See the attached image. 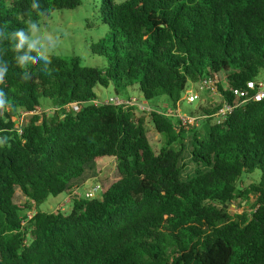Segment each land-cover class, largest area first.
Here are the masks:
<instances>
[{
  "label": "trees",
  "instance_id": "trees-1",
  "mask_svg": "<svg viewBox=\"0 0 264 264\" xmlns=\"http://www.w3.org/2000/svg\"><path fill=\"white\" fill-rule=\"evenodd\" d=\"M0 0V28L40 23L82 0ZM106 30L93 55L103 66L55 55L49 71L29 65L20 79L12 45L11 105L0 115V264H264V100L240 105L230 88L264 76V0H96ZM215 82L220 104L189 116L204 133L176 117L189 84ZM137 86L139 101L165 97L151 112L166 138L155 151L133 107L95 105L96 88ZM197 92V91H196ZM50 101L53 115L22 113ZM78 103L79 112L63 107ZM224 103L240 105L218 122ZM188 115V114H187ZM103 158L116 160L119 179L98 198H80L71 212H45L49 198L95 178ZM252 179L241 188L242 179ZM244 204L232 213L233 204ZM37 211L30 218L29 212Z\"/></svg>",
  "mask_w": 264,
  "mask_h": 264
},
{
  "label": "rangeland",
  "instance_id": "rangeland-1",
  "mask_svg": "<svg viewBox=\"0 0 264 264\" xmlns=\"http://www.w3.org/2000/svg\"><path fill=\"white\" fill-rule=\"evenodd\" d=\"M83 5L74 10H62L55 11L50 17L42 20L39 25L42 28L58 29L63 36L61 48L57 51L56 55L65 57H78L84 64L92 66H103L106 64V59L103 57L95 56L91 53L90 48L92 43H97L100 38H102L106 30L101 26L96 18L94 9L96 0H82ZM117 1V0H116ZM119 1V0H118ZM264 79V76H261ZM197 91V92H196ZM95 92L100 98H108L114 96V87L110 86L108 88L99 87L95 89ZM189 93H198L199 99L192 103H189L186 99ZM117 95L120 98H125V100H132L135 108L134 113L136 118H141L144 120L147 137L151 142L155 151H159L165 144V136L159 134L155 129L152 119L151 112L155 111L157 108L165 110L168 105V101L165 97L156 98L150 102L139 101L141 99V94L138 87L135 85L133 87H127L125 90L118 89ZM222 101L221 94L217 89H203L200 90V85H190L187 88V93L183 95V100L181 102L180 113L189 116L190 112L196 111L200 106L202 107H212L220 104ZM42 110L44 114L53 115V111L48 106L51 105L50 101H41ZM24 123L32 117L31 114H21ZM204 121H197L193 124L185 126V130H190L192 128L197 129L201 134L204 133L203 127ZM95 178L88 180L82 187L81 190L83 194L88 192L94 186H100L99 191L94 195V198H98L101 195V191L107 190L110 185L119 179V173L117 170L116 160L113 158H103L96 166ZM252 179L245 176L240 187L245 188L249 186ZM85 196V195H83ZM93 199V198H91ZM72 203L66 199V193L59 195L56 198H49L44 203L38 206V209L45 212L55 213L58 211L64 212L66 214L71 212ZM244 204H239L236 201L232 208V213H241L244 209ZM37 211L34 207L33 212H29L28 216L31 218L33 214Z\"/></svg>",
  "mask_w": 264,
  "mask_h": 264
},
{
  "label": "clouds",
  "instance_id": "clouds-1",
  "mask_svg": "<svg viewBox=\"0 0 264 264\" xmlns=\"http://www.w3.org/2000/svg\"><path fill=\"white\" fill-rule=\"evenodd\" d=\"M35 12H41L38 0H32L30 5ZM63 36L58 29L42 28L36 22H29L25 27L12 31L0 28V41H8L12 45L15 65L22 69L20 79L27 82L32 74L29 65L42 64V71L47 73L52 65L53 58L61 48ZM9 61L0 57V85L6 86V77L9 73ZM11 105L3 88H0V115H3ZM9 137L0 134V148L8 144Z\"/></svg>",
  "mask_w": 264,
  "mask_h": 264
},
{
  "label": "built area",
  "instance_id": "built-area-1",
  "mask_svg": "<svg viewBox=\"0 0 264 264\" xmlns=\"http://www.w3.org/2000/svg\"><path fill=\"white\" fill-rule=\"evenodd\" d=\"M217 89L215 82L212 80H207L204 83L200 84V90L203 89ZM229 91L240 100V105H245L249 102H260L264 100V79H257L254 81L247 82L246 86L244 88H230ZM187 101L189 103H192L194 101H197L199 99L198 93H189L186 97ZM93 103L95 105H102V104H110L122 108L132 107L134 102L132 100H125V98H120L118 95L110 96L108 98H99L97 100H94ZM240 105H232L228 103H224L222 108L218 110L216 113V118L218 122H222L226 119L227 115L230 114L234 109H236ZM67 112L68 111H74L79 112L81 107L78 103H70L68 105H65L63 107ZM41 107H37L36 112H30L25 114H40ZM53 111V110H52ZM164 115L168 117H176L178 118L184 126H188L189 124H193L196 122V118L190 117L188 115H183L179 111L167 109L166 112H163ZM22 117V116H21ZM19 118V122L17 125V129L20 131L21 125L24 123L23 118ZM100 186H94L88 192L85 191L83 194V191L81 190V187H75L72 188L68 193H66V199L69 200V202H73L74 200L80 199V198H87L91 199L94 198V195L99 191ZM85 195V196H83Z\"/></svg>",
  "mask_w": 264,
  "mask_h": 264
}]
</instances>
